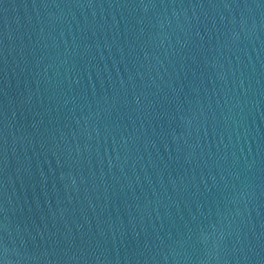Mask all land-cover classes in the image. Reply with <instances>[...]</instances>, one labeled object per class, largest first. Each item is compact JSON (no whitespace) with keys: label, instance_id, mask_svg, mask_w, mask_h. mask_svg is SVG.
I'll use <instances>...</instances> for the list:
<instances>
[{"label":"water","instance_id":"1","mask_svg":"<svg viewBox=\"0 0 264 264\" xmlns=\"http://www.w3.org/2000/svg\"><path fill=\"white\" fill-rule=\"evenodd\" d=\"M3 264H264V0H0Z\"/></svg>","mask_w":264,"mask_h":264},{"label":"snow or ice","instance_id":"2","mask_svg":"<svg viewBox=\"0 0 264 264\" xmlns=\"http://www.w3.org/2000/svg\"><path fill=\"white\" fill-rule=\"evenodd\" d=\"M7 252V249L6 248H3L2 246H0V253H6ZM0 264H3V261L0 260Z\"/></svg>","mask_w":264,"mask_h":264}]
</instances>
